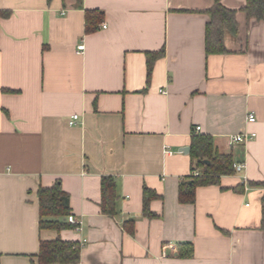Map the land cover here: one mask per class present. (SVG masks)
I'll use <instances>...</instances> for the list:
<instances>
[{
	"label": "crops",
	"instance_id": "0c3cea01",
	"mask_svg": "<svg viewBox=\"0 0 264 264\" xmlns=\"http://www.w3.org/2000/svg\"><path fill=\"white\" fill-rule=\"evenodd\" d=\"M212 4L0 0V264H30L57 237L80 246L78 264H264V21L246 18L244 0H221L238 34L226 54L206 56ZM86 11L99 12L93 32ZM160 51L147 76V53ZM247 132L255 137L229 146ZM193 133L244 169L180 204ZM103 177L115 184L113 216L101 212ZM56 182L78 230L38 228L37 189ZM144 189L156 196L151 218Z\"/></svg>",
	"mask_w": 264,
	"mask_h": 264
},
{
	"label": "trees",
	"instance_id": "16d2710c",
	"mask_svg": "<svg viewBox=\"0 0 264 264\" xmlns=\"http://www.w3.org/2000/svg\"><path fill=\"white\" fill-rule=\"evenodd\" d=\"M245 5L241 11L248 20L264 21V0H244ZM208 16L205 25L204 47L205 55H223L228 51L225 48L226 36L236 37L238 26L236 22V11L228 9L221 4V0H213L212 6L204 11ZM8 16L7 11H0V19ZM99 12L86 11V32L96 30L95 26ZM94 19V20H91ZM91 21H94L91 23ZM159 53H147V76L150 75L153 61L162 56ZM189 156L194 163L190 179L181 182L177 190V199L180 204H193L195 201V189L210 185H218L222 176L234 175L233 160L231 155L216 151L212 138L209 135L193 133L190 137ZM198 171L197 176L192 172ZM256 186L264 188V182L255 183ZM234 191H242L241 186L234 188ZM38 201V228L39 230H52L60 232L72 229L74 225L67 222L70 214L69 196L65 193L58 182L50 187H39L36 192ZM101 212L107 216L116 214L115 184L113 179L103 177L101 180ZM155 194L147 189L143 190L142 212L146 217L154 215L149 211V202L155 198ZM261 203V229L264 230V193ZM178 255L182 258L192 256L190 244H179ZM36 261L30 264H78L80 261V246L75 242L64 241L57 237L51 241H40L38 252L35 255Z\"/></svg>",
	"mask_w": 264,
	"mask_h": 264
},
{
	"label": "built area",
	"instance_id": "2783aa9c",
	"mask_svg": "<svg viewBox=\"0 0 264 264\" xmlns=\"http://www.w3.org/2000/svg\"><path fill=\"white\" fill-rule=\"evenodd\" d=\"M77 50L78 51H82L83 50V45L81 46H78L77 47ZM78 120V115H73L71 117V119L69 120L68 124L70 126L74 125L75 122ZM255 122V116L253 113H250L248 114L247 116V123L251 124V123H254ZM200 130V127H196L195 128V132H198ZM255 137V134L254 133H251V132H247V133H240V134H236V135H232V136H229L228 138V144L229 146H234V145H238V144H242V143H245L247 142L248 140L252 139ZM233 168H234V172L235 174H242L243 172V169H244V165L241 164V163H236V164H233ZM192 175L193 176H197L198 175V171H193L192 172ZM246 182H247V179L245 176H242V183L246 185ZM67 222L71 225H74L75 226V229L78 230L79 229V222L71 215L69 214L68 217H67Z\"/></svg>",
	"mask_w": 264,
	"mask_h": 264
},
{
	"label": "water",
	"instance_id": "95a60500",
	"mask_svg": "<svg viewBox=\"0 0 264 264\" xmlns=\"http://www.w3.org/2000/svg\"><path fill=\"white\" fill-rule=\"evenodd\" d=\"M180 152H182V153H188L189 152V149L188 148L182 149Z\"/></svg>",
	"mask_w": 264,
	"mask_h": 264
}]
</instances>
